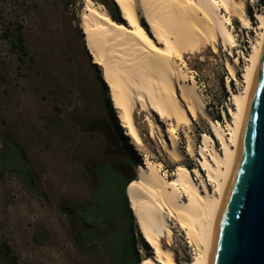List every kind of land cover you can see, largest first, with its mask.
I'll return each instance as SVG.
<instances>
[{
	"label": "rangeland",
	"instance_id": "rangeland-1",
	"mask_svg": "<svg viewBox=\"0 0 264 264\" xmlns=\"http://www.w3.org/2000/svg\"><path fill=\"white\" fill-rule=\"evenodd\" d=\"M94 1L113 8V0ZM245 2L250 28H242L234 17L230 26L237 42L236 80L226 70L234 57L222 45L216 53L209 47L184 58V69L195 80L210 115L220 114L225 130L233 108L229 90L245 87V58L258 37L254 15L264 12L261 0ZM83 8L84 0H0V264H111L109 247L118 256L125 246L130 226L125 185L136 178V168L149 158L168 180L177 174L178 165L150 137L144 114L136 115L144 142L139 146L108 105L102 68L93 64L81 31ZM157 124L168 138L170 125ZM177 132L185 152L189 141L194 146L184 166L206 180L199 148L203 134L212 136L210 127L199 119ZM62 204L98 228L106 251L91 250L98 244H92L90 232L86 249L73 250ZM173 224L176 260L191 262L197 250L176 221ZM135 233L142 260L149 259L153 250L141 242L137 227Z\"/></svg>",
	"mask_w": 264,
	"mask_h": 264
},
{
	"label": "bare ground",
	"instance_id": "bare-ground-1",
	"mask_svg": "<svg viewBox=\"0 0 264 264\" xmlns=\"http://www.w3.org/2000/svg\"><path fill=\"white\" fill-rule=\"evenodd\" d=\"M113 1L126 26L115 22L103 5L84 0L80 27L86 49L93 64L102 68L110 100L126 135L136 145H144L136 123V115L144 114L150 137L157 139L178 165L177 174L170 181L146 158L144 166L136 168V178L127 188L136 227L154 252L153 257L141 264H179L173 249V220L184 232L188 244L197 250L193 260L184 264H208L213 229L233 169L264 45V12L257 11L254 15L259 24L258 37L245 58V87L239 92L229 90L233 108H229L231 120L226 119L225 130L210 115L195 80L184 69V58L207 52L209 47L216 53L219 45L234 57L237 42L230 28L232 17L244 29L251 26L245 0ZM238 62L234 57L233 62L226 64L232 80H236ZM199 119L208 124L213 136L203 134L199 148V167L206 180L199 171L192 173L184 166L187 155L194 153V146L189 141L185 152L177 132ZM157 121L170 125L168 138ZM209 185L214 186L212 191Z\"/></svg>",
	"mask_w": 264,
	"mask_h": 264
},
{
	"label": "water",
	"instance_id": "water-1",
	"mask_svg": "<svg viewBox=\"0 0 264 264\" xmlns=\"http://www.w3.org/2000/svg\"><path fill=\"white\" fill-rule=\"evenodd\" d=\"M208 264H264V45Z\"/></svg>",
	"mask_w": 264,
	"mask_h": 264
},
{
	"label": "flooded vegetation",
	"instance_id": "flooded-vegetation-1",
	"mask_svg": "<svg viewBox=\"0 0 264 264\" xmlns=\"http://www.w3.org/2000/svg\"><path fill=\"white\" fill-rule=\"evenodd\" d=\"M60 210V212H63V217L65 218L66 232L70 238L73 250L79 252L80 250L86 249L85 242L89 241L86 234L90 232L92 233V244H98L96 246H93L91 250L106 251L107 247L104 244L103 246H101V232L98 231V228L96 226L90 225L85 222L82 217L78 216L76 210L71 209L70 207L66 206V204H62L60 206ZM109 250L111 251L110 247ZM110 251L109 254H112L114 257V261H111V264L121 263V255L116 256L115 251ZM116 257L118 259H116Z\"/></svg>",
	"mask_w": 264,
	"mask_h": 264
},
{
	"label": "trees",
	"instance_id": "trees-1",
	"mask_svg": "<svg viewBox=\"0 0 264 264\" xmlns=\"http://www.w3.org/2000/svg\"><path fill=\"white\" fill-rule=\"evenodd\" d=\"M261 3L262 5L264 6V1L261 0ZM113 8L112 9H107L111 18L117 22L118 24L122 25V26H126V22L123 20V18L121 17V13L119 11V8L117 6V4L113 1ZM19 42L22 43V36L19 37ZM230 84L232 87H234V83L233 81H230ZM105 85V89L108 90L106 84ZM221 85H222V88L224 89V81L221 82ZM227 94H225L226 96ZM108 105L109 106H112V103L110 101V98L108 100ZM213 119L217 122H222V117L221 115H213ZM121 129V128H120ZM122 130V129H121ZM213 137V136H211ZM139 163H141V161H137L136 162V165H139ZM135 178L131 179V180H128L126 185H125V200H126V204H127V208H128V211L130 213V226H129V230H128V233L126 234V238H125V246L121 252V260L124 264H141L143 262L142 260V257L140 255V252L137 248V245H138V240L136 238V223H135V219H134V216L132 214V211L130 209V205H129V202H128V198H127V195H126V190L128 188V186L130 185V183H132V181H134ZM138 230V229H137ZM144 242V240L142 239V236H141V242ZM145 243V242H144ZM133 255V258H131L129 261H128V258L130 255ZM153 257V256H152ZM151 258V256H150Z\"/></svg>",
	"mask_w": 264,
	"mask_h": 264
}]
</instances>
